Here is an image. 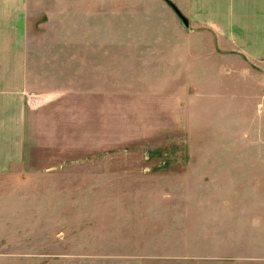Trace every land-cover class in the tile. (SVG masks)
I'll use <instances>...</instances> for the list:
<instances>
[{"label":"rangeland","instance_id":"rangeland-1","mask_svg":"<svg viewBox=\"0 0 264 264\" xmlns=\"http://www.w3.org/2000/svg\"><path fill=\"white\" fill-rule=\"evenodd\" d=\"M115 28L104 114L60 76L53 32L28 25L31 89L59 95L35 112L23 164L0 173V264H264V145L249 119L189 138L182 89L162 88L178 53L154 49L150 26Z\"/></svg>","mask_w":264,"mask_h":264},{"label":"crops","instance_id":"crops-1","mask_svg":"<svg viewBox=\"0 0 264 264\" xmlns=\"http://www.w3.org/2000/svg\"><path fill=\"white\" fill-rule=\"evenodd\" d=\"M170 1L183 18L165 0H0V173L23 164L35 112L59 95L31 89L30 24L53 32L44 48L58 52L60 76L104 114L115 104V27L129 38L130 25L150 26L154 49L178 53L162 88L182 89L188 137L249 119L264 145V0Z\"/></svg>","mask_w":264,"mask_h":264},{"label":"trees","instance_id":"trees-1","mask_svg":"<svg viewBox=\"0 0 264 264\" xmlns=\"http://www.w3.org/2000/svg\"><path fill=\"white\" fill-rule=\"evenodd\" d=\"M175 11L176 13L183 18V16L181 15V13L178 11V9L176 8V6L170 1V0H165Z\"/></svg>","mask_w":264,"mask_h":264},{"label":"water","instance_id":"water-1","mask_svg":"<svg viewBox=\"0 0 264 264\" xmlns=\"http://www.w3.org/2000/svg\"><path fill=\"white\" fill-rule=\"evenodd\" d=\"M185 22H186V20L185 19H183Z\"/></svg>","mask_w":264,"mask_h":264}]
</instances>
